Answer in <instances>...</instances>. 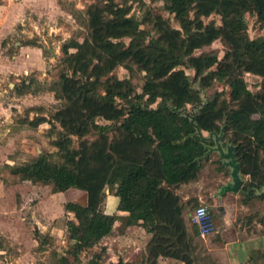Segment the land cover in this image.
<instances>
[{
  "label": "trees",
  "instance_id": "16d2710c",
  "mask_svg": "<svg viewBox=\"0 0 264 264\" xmlns=\"http://www.w3.org/2000/svg\"><path fill=\"white\" fill-rule=\"evenodd\" d=\"M129 1L140 2L144 9L141 18L130 13L129 4L115 0H98L87 6V25L96 49H89L83 59L82 41L71 38L63 42L59 62L67 69L76 66L81 79L61 68L57 72L60 87L55 89L57 98L77 100L83 107V132L90 129L96 137L114 132L116 137L107 146L86 145L83 140L75 145L71 132H64L51 118L35 116L29 124L48 122L45 134L55 150L40 151L7 165L8 172L17 178L49 184L52 191L73 187L85 192L83 203H63L72 217L66 220L68 247L58 255L59 264H130L120 257L100 262L104 247L84 262L78 258L81 251L108 234L118 218L115 212L102 208L104 189L113 183L116 209L126 212L124 224L140 221L151 232L149 254H170L178 249H169L172 243L178 246L185 234L182 203L173 189L197 177L209 156H202L205 145L213 144L211 139L192 135L195 126L180 111L187 104L203 101L193 113V122L206 132L218 133L222 127L221 144L234 145L239 173L248 175L238 190L248 188L250 194L258 191L257 196L264 195V32L249 38L244 18V13L251 11L264 24V0H159V7L174 18L179 28L168 27L158 14L153 19L161 26L148 38L140 24L151 18L149 7L153 6L141 0ZM211 13L218 17L217 24L202 21ZM218 37L229 45L220 58L211 51L195 52ZM69 48L74 50L70 52ZM122 58H130L144 68L139 91L127 77L114 71ZM184 68L193 70L195 86ZM244 72L260 76L256 92L248 89ZM33 79L21 77L13 90L25 91ZM212 79L227 85V97L215 90L202 98L201 90ZM96 118L105 122H97ZM77 128L75 132L80 135ZM150 255L142 264H155ZM179 256L184 264H190L184 257L187 255Z\"/></svg>",
  "mask_w": 264,
  "mask_h": 264
},
{
  "label": "rangeland",
  "instance_id": "374dc122",
  "mask_svg": "<svg viewBox=\"0 0 264 264\" xmlns=\"http://www.w3.org/2000/svg\"><path fill=\"white\" fill-rule=\"evenodd\" d=\"M96 1L98 0H0V62L7 65L3 70L0 67V85L4 88L3 94L8 97L21 95L18 101L25 99L21 101L23 102L21 113L28 109L31 114L43 112L44 116L42 117L44 119L51 118L64 132H71L75 145H78L80 140H83L86 145L91 143L93 145L102 144L107 146L116 137L114 132H109L102 137H96L93 133H90V129L89 131L85 129L83 132L82 128L85 127L81 125V118L84 109L80 103L77 100L64 99L62 101L56 97L55 89L58 90L59 85L57 72L61 68H64L68 75H72L78 80L81 79V74L76 71V66L73 70L70 67L67 69L63 62L60 64L59 60L62 57L60 45L71 38L79 42L82 41L83 49L81 50V55L83 59H86L89 49H96L91 29L87 25L88 15L86 12L87 6L96 3ZM115 2L129 4L130 13L137 18L142 17L144 9L140 6V2H131L129 0H115ZM141 2H146V4L153 6L149 7L152 9L151 18L143 20L140 24V27L147 31L146 38L158 33V28L161 25L153 19V16L158 14L164 18L165 25L179 28L174 18L159 7V0H141ZM192 11L190 9V15H192ZM244 18L246 33L249 38L253 39L257 35L263 34L264 24L257 20L253 12L246 11ZM202 21L204 23L212 21L217 24L219 19L215 14L211 13L207 17H202ZM124 39L126 40V38ZM48 48H51L53 54ZM68 50L71 52L74 49L69 48ZM227 50H229L227 42L222 37H218L203 43L195 52L211 51L215 52L217 57L220 58ZM22 70H26V73H22ZM114 71L120 77H127L136 91L140 90L145 73L144 68L140 64L135 63L130 58H122ZM184 72L188 74L192 85L195 86L197 79L193 77V70L184 68ZM29 76L35 79L23 92H15L12 85H7V81L12 82L14 85L21 77ZM162 78L164 76L154 78L153 82L157 83ZM243 78L250 91L256 92L259 89V75L244 72ZM11 79L14 81H11ZM28 90L31 92H28ZM215 90H221L223 92L222 97H227V85L222 81L212 79L210 85L201 90L202 98L211 95ZM32 91H35V93ZM185 108L188 111L192 110L190 104L185 105ZM55 112H58V116H54ZM28 113L26 114L30 116V113ZM35 116L39 115H31L30 121L34 120ZM17 117L20 118V114L17 113L12 116L13 119ZM96 120L97 122H105L102 118H96ZM27 125L34 127L33 131L31 133H29L30 131H24L16 134L15 144H11V151L7 154L9 158L13 159L14 163L21 162L40 151L55 150L48 143V140L44 139L43 130L47 126L46 124L41 126L40 124L31 125L27 123ZM76 128L82 132L80 135L75 132ZM202 133L207 135L206 131ZM211 140L213 141L212 138ZM207 155L209 156L203 161L198 174L199 177L208 182V191H214L221 183L230 180L229 167L222 164L221 158L215 150H211ZM221 164L223 167L220 166ZM7 169L6 165L0 163V171L3 174H6ZM239 175L242 178L246 177L245 175ZM4 176L2 175V177ZM217 189L220 192L224 190L222 187ZM225 189H229V187L226 186ZM17 190L16 207L19 206L18 204L21 200L20 194H24L26 200L18 214L13 210L15 203L13 204L12 200L10 201L12 205H10L9 200L4 204V207H10L14 214L11 216V214L7 213L0 216L2 225H5V222L11 223V227L0 229V264H59L58 255L65 253L68 247L66 220L72 217V213L65 211L62 205L69 199L83 203L86 200L84 192L73 187L52 192L49 184L29 181L26 182L25 186L20 185ZM238 193L235 195L237 203L241 201V192L238 191ZM233 194L227 192L226 199L232 201L234 198ZM255 195L252 194V196ZM113 200H115V197H107V205H110ZM198 203L205 204L212 212L215 210L216 204L220 202L212 203L210 198L197 200L193 197V200L186 206L189 215ZM107 210L112 211L114 208L109 207ZM241 216V213H237L235 220H240ZM36 218L42 222V226L36 222ZM261 228L264 231V227ZM112 240L110 236L101 238L93 246L81 251L78 255L79 260L84 262L94 252H99L100 247L105 248L100 262H108L112 254L116 255L115 258L117 256L121 258L122 253H124L122 249L128 246L127 241L119 237L113 242ZM262 255H264V252ZM67 257L71 258L70 255H67Z\"/></svg>",
  "mask_w": 264,
  "mask_h": 264
},
{
  "label": "crops",
  "instance_id": "0c3cea01",
  "mask_svg": "<svg viewBox=\"0 0 264 264\" xmlns=\"http://www.w3.org/2000/svg\"><path fill=\"white\" fill-rule=\"evenodd\" d=\"M6 66L7 65L0 62V67H2L1 70H3V68L5 69ZM23 72L25 74L26 70H22V73ZM11 81L14 80L11 79ZM7 85H12L13 88L12 82L7 81ZM0 89V163L7 166L14 163L13 159L9 158L7 154L11 151V144H15V135L24 131H30L29 133H31L34 127H29L27 125V123L29 124L31 115L34 114L42 117L44 114L43 112L40 114L36 112L31 114L29 109H24V113H21V107L23 106V102L21 101L25 99L18 101L21 95H12L8 97L3 94L4 88L1 85ZM28 92L31 91L28 90ZM32 92L35 93V91ZM27 112L30 113V116L26 114ZM17 113L20 114V118L17 117L13 119L12 116ZM38 124L41 126L44 124L47 125L43 130L44 139L47 141L48 136L45 134V131L48 127V122L42 120L37 123V125ZM202 132L204 131H201V133ZM225 144L221 145L224 147ZM2 175L5 176L2 177ZM245 176V178L240 177L242 182L248 179V175ZM28 181L31 182L28 179L17 178V176L9 173L8 170H6V174H3V172L0 171V216L7 213L13 216L14 212L18 214L23 203L25 204L26 197L24 194H20L19 196L21 200L19 201V206L16 207V192H18L17 189L20 185L25 186ZM229 181L230 180L221 183L214 191H208V182L197 174L195 179L179 183L173 189V192L177 194L179 198V203H182L181 215L183 218L185 234L178 246H172V243L169 247V249L174 248L175 250V247H178L176 251H173V253L171 252L170 254L157 253L155 256L149 254L151 232L148 231L140 221L134 224H124L123 217L126 212L116 209L117 197L114 195L116 183L106 185L102 208L108 213L115 212L118 215V218L114 221L111 231L103 237L110 236V238L113 239L112 242L115 241L117 237L127 241L128 246L122 249V251L124 250V253H122L121 259L130 264H142L145 258L149 255L155 258V264H184L183 257L179 256L180 253L187 255L184 257L190 261V264H264V255H262L264 252V231L262 230L263 228H261L264 227L262 226L264 224V195L252 196V194L249 193L248 188H246L245 190L240 191L241 201L237 203L235 201V195H237L239 188L236 191L225 189V187L230 184L228 183ZM219 187H222V189L224 188V190L220 192L219 189H217ZM261 190H264V185H262ZM227 192L232 194L235 192L232 201L226 199ZM257 193L259 192L255 191L253 194ZM111 196L115 197V200H113L110 205H107V197ZM193 197L197 200L210 198L212 203L217 201L220 202L216 204L215 210L212 211L214 229L203 236H200L197 233L196 227L191 222L190 215L187 211L186 206L193 200ZM7 200H9V202L12 200L13 204L15 203L13 207L14 212H12L10 207H4ZM109 201L111 200L109 199ZM10 205H12L11 202ZM109 207H112V209L114 208V210L108 211L107 209ZM237 213H241L242 215L238 221L235 220ZM36 222L42 226V222L37 220V218ZM10 224L5 222V225H2L0 221V229L11 227ZM115 256V254H112V256L109 257V261H115L119 258V256L116 258Z\"/></svg>",
  "mask_w": 264,
  "mask_h": 264
},
{
  "label": "water",
  "instance_id": "95a60500",
  "mask_svg": "<svg viewBox=\"0 0 264 264\" xmlns=\"http://www.w3.org/2000/svg\"><path fill=\"white\" fill-rule=\"evenodd\" d=\"M48 50L53 54L51 48H48ZM202 103L203 101L192 104V110L190 111L186 110L185 107L180 108V111H182V115L187 116L195 126V131L192 133V135H201L206 140H209L211 138L213 139V145H205L206 150L202 154V156H205L211 150H215L217 152L218 156L221 158L222 164L229 167L230 184L227 187H229L231 191H236L240 187L242 179L239 176V164L233 152L234 145H232L231 143L225 144L224 147L221 145L220 137L222 135V127H220L218 133H216L214 130H211L207 132V135H203L200 128L193 122V113Z\"/></svg>",
  "mask_w": 264,
  "mask_h": 264
},
{
  "label": "built area",
  "instance_id": "2783aa9c",
  "mask_svg": "<svg viewBox=\"0 0 264 264\" xmlns=\"http://www.w3.org/2000/svg\"><path fill=\"white\" fill-rule=\"evenodd\" d=\"M190 219L200 236L206 235L214 229L213 217L203 203H198L194 206L190 214Z\"/></svg>",
  "mask_w": 264,
  "mask_h": 264
}]
</instances>
